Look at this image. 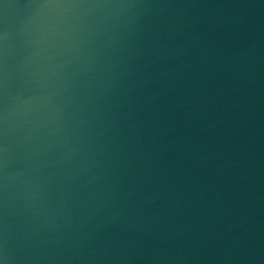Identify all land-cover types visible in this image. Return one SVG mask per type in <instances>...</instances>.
<instances>
[{"label":"water","instance_id":"water-1","mask_svg":"<svg viewBox=\"0 0 264 264\" xmlns=\"http://www.w3.org/2000/svg\"><path fill=\"white\" fill-rule=\"evenodd\" d=\"M238 0H0V257L109 264Z\"/></svg>","mask_w":264,"mask_h":264},{"label":"clouds","instance_id":"clouds-1","mask_svg":"<svg viewBox=\"0 0 264 264\" xmlns=\"http://www.w3.org/2000/svg\"><path fill=\"white\" fill-rule=\"evenodd\" d=\"M7 256L0 257V264H6Z\"/></svg>","mask_w":264,"mask_h":264}]
</instances>
